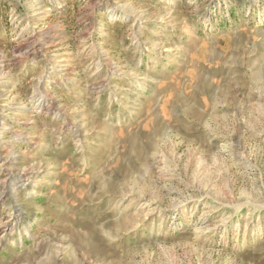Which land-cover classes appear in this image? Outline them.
Here are the masks:
<instances>
[{
    "label": "rangeland",
    "instance_id": "1",
    "mask_svg": "<svg viewBox=\"0 0 264 264\" xmlns=\"http://www.w3.org/2000/svg\"><path fill=\"white\" fill-rule=\"evenodd\" d=\"M0 264H264V0H0Z\"/></svg>",
    "mask_w": 264,
    "mask_h": 264
}]
</instances>
